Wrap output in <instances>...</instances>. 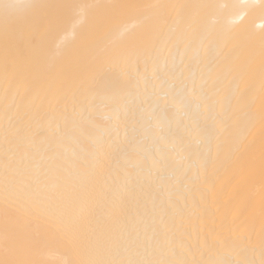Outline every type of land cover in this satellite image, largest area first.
<instances>
[{"label": "bare ground", "instance_id": "6f19581e", "mask_svg": "<svg viewBox=\"0 0 264 264\" xmlns=\"http://www.w3.org/2000/svg\"><path fill=\"white\" fill-rule=\"evenodd\" d=\"M0 264H264V0H0Z\"/></svg>", "mask_w": 264, "mask_h": 264}, {"label": "snow or ice", "instance_id": "6c2138e0", "mask_svg": "<svg viewBox=\"0 0 264 264\" xmlns=\"http://www.w3.org/2000/svg\"><path fill=\"white\" fill-rule=\"evenodd\" d=\"M3 7H4L5 9H7L8 7H10V5L5 4V5H3Z\"/></svg>", "mask_w": 264, "mask_h": 264}]
</instances>
